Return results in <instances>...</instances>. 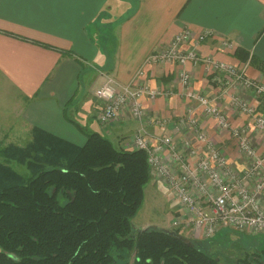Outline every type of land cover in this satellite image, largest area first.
Masks as SVG:
<instances>
[{"label": "crops", "instance_id": "1", "mask_svg": "<svg viewBox=\"0 0 264 264\" xmlns=\"http://www.w3.org/2000/svg\"><path fill=\"white\" fill-rule=\"evenodd\" d=\"M185 28L196 36L212 32L197 44L200 55L239 66L264 82V71L250 62L252 56L264 62V0H0V143L8 137L28 140L37 126L78 145L86 142V133L100 132L118 148L135 149L133 138L144 129L154 143L171 137L180 148L189 149L193 133L178 123L197 103L181 82L183 67L145 63L149 54L165 48ZM191 42L185 47L194 39ZM186 68L193 76L191 89L218 96L230 121L249 127L263 152L264 137L252 118L231 104V96L238 94L262 111L264 99L241 87L221 86L203 64L189 63ZM108 78L120 84H148L166 95L143 98V119L125 107L103 126L98 120L102 100L95 90ZM196 112L208 136L241 171L247 162L236 138L214 116L200 108ZM163 158L173 163L167 152ZM164 187L168 189L156 177L145 190L154 189L159 196Z\"/></svg>", "mask_w": 264, "mask_h": 264}, {"label": "trees", "instance_id": "2", "mask_svg": "<svg viewBox=\"0 0 264 264\" xmlns=\"http://www.w3.org/2000/svg\"><path fill=\"white\" fill-rule=\"evenodd\" d=\"M86 135L78 145L35 126L26 146L0 149L28 171L0 160V264H222L179 230L136 229L152 178L147 152ZM235 264H264V247Z\"/></svg>", "mask_w": 264, "mask_h": 264}, {"label": "built area", "instance_id": "3", "mask_svg": "<svg viewBox=\"0 0 264 264\" xmlns=\"http://www.w3.org/2000/svg\"><path fill=\"white\" fill-rule=\"evenodd\" d=\"M212 35L207 31L196 36L190 28H185L176 33L165 48L152 52L145 60L146 64L169 63L183 67L181 82L187 88V96L197 103L188 115L181 116L178 123L179 128H190L193 133L189 149L180 148L171 137H161L154 143L147 138L144 129L134 136L133 146L147 152L152 178L161 177L180 204L172 221L173 229L189 232L195 239L212 238L222 228L264 233V151L260 152L255 146L249 127L234 125L230 121L217 103L218 96L211 97L191 89L193 76L186 65L203 64L221 86L241 87L256 98L264 99V82L247 76L239 66L200 55L197 44ZM193 39L194 44L186 48ZM95 94L102 100L98 120L103 126H107L125 107H130L134 117L143 119L146 115L143 98L166 95L164 90L148 84H120L113 78L97 87ZM231 104L249 115L255 130L264 137V112L258 104H251L235 93L231 96ZM197 108L214 116L217 124L236 138L237 147L247 162L241 171L231 165L208 136ZM165 152L172 158V164L163 158Z\"/></svg>", "mask_w": 264, "mask_h": 264}, {"label": "rangeland", "instance_id": "4", "mask_svg": "<svg viewBox=\"0 0 264 264\" xmlns=\"http://www.w3.org/2000/svg\"><path fill=\"white\" fill-rule=\"evenodd\" d=\"M264 112V110H263ZM21 142L17 138L8 137L1 141L0 149H4L11 145L26 146L32 139ZM1 161H7L20 173L28 174L26 164H20L14 159H4L0 156ZM28 160V159H26ZM164 191L159 192V196L154 193V189L146 191V200L133 219L134 227L146 228L148 226H158L165 229L175 230L172 227L173 218L178 214L180 204L172 196L169 188L164 187ZM148 190V189H147ZM153 190V191H152ZM157 191V189H156ZM160 197L161 201H160ZM165 206L168 211H165ZM161 218L163 220H161ZM180 232V231H179ZM184 237L194 240L195 238L189 232L181 231ZM197 240L206 246L213 255L217 256L222 264H235L238 259L243 258L247 254L253 253L256 250H261L264 247V233H249L240 232L231 228H222L212 238H200Z\"/></svg>", "mask_w": 264, "mask_h": 264}, {"label": "water", "instance_id": "5", "mask_svg": "<svg viewBox=\"0 0 264 264\" xmlns=\"http://www.w3.org/2000/svg\"><path fill=\"white\" fill-rule=\"evenodd\" d=\"M170 233L176 235V231L175 230H169Z\"/></svg>", "mask_w": 264, "mask_h": 264}]
</instances>
